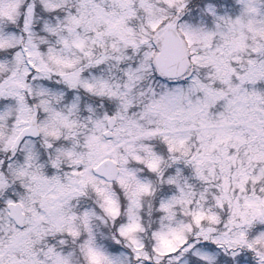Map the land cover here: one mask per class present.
Here are the masks:
<instances>
[{
    "label": "snow or ice",
    "instance_id": "snow-or-ice-1",
    "mask_svg": "<svg viewBox=\"0 0 264 264\" xmlns=\"http://www.w3.org/2000/svg\"><path fill=\"white\" fill-rule=\"evenodd\" d=\"M0 264H264V0H0Z\"/></svg>",
    "mask_w": 264,
    "mask_h": 264
},
{
    "label": "clouds",
    "instance_id": "clouds-1",
    "mask_svg": "<svg viewBox=\"0 0 264 264\" xmlns=\"http://www.w3.org/2000/svg\"><path fill=\"white\" fill-rule=\"evenodd\" d=\"M196 7H199V4H197Z\"/></svg>",
    "mask_w": 264,
    "mask_h": 264
}]
</instances>
